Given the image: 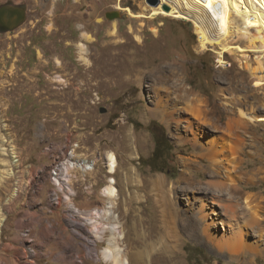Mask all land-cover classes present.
Segmentation results:
<instances>
[{
	"label": "rangeland",
	"instance_id": "rangeland-1",
	"mask_svg": "<svg viewBox=\"0 0 264 264\" xmlns=\"http://www.w3.org/2000/svg\"><path fill=\"white\" fill-rule=\"evenodd\" d=\"M153 8L147 0H0V264H108L105 240L68 201L53 200L51 169L73 148L80 162L98 163L73 172L75 207L105 209L104 188L115 178V212L132 264H264V254L218 252L180 223L177 254L153 246L164 211L173 204L181 221L192 195L186 188L210 176L203 147L242 163L241 173L253 176L242 188L264 197V122L243 126L240 116L264 117V82L252 75L264 76L260 26L235 13L223 36L231 50L223 65L215 47L201 49L192 21L153 17ZM8 12L18 14L14 23ZM157 136L169 149L154 160ZM110 152L119 163L114 175L106 168ZM5 170L16 175L2 180ZM187 176L196 183L189 186ZM158 179L166 185L155 186ZM91 241L99 258L89 255ZM146 244L151 257L135 261Z\"/></svg>",
	"mask_w": 264,
	"mask_h": 264
},
{
	"label": "bare ground",
	"instance_id": "bare-ground-1",
	"mask_svg": "<svg viewBox=\"0 0 264 264\" xmlns=\"http://www.w3.org/2000/svg\"><path fill=\"white\" fill-rule=\"evenodd\" d=\"M160 1V5L152 9V16L164 15L176 19L192 21L199 34L201 49L208 50L210 47H215L220 58L219 61L223 65H225L223 59L224 54L227 51H231L225 43L226 41L224 42L223 36H226L231 26V19H233L235 13L244 18L246 23H255L260 26L259 30L264 34V0ZM163 4H168L171 7V11L165 12L162 8ZM127 11L130 12V9L128 8ZM132 14L131 12V15ZM262 42V45H264V40ZM81 50L84 53L86 52L84 47H82ZM248 68L250 69V67ZM258 72L260 71L255 69L252 71V75L257 81L263 83L264 76H259ZM62 80V77H57V81L61 82ZM240 113L242 125L246 123L247 119L252 123L259 121L264 122V117H252L244 111ZM213 146L215 145L208 148L203 147L204 152L201 155L203 159H208L212 164L211 170L208 171L210 176H208V179L204 180V182L197 183L193 178L189 176L186 177L190 181L187 182L189 186L192 185V183L201 186L199 187L197 185L198 187L196 188L193 186L186 188L192 195L189 194L188 196V209L183 210L182 214L184 216L181 221L177 219L175 210H173V204L172 208L170 207L169 210L166 209V211H164L165 213L163 212V229L160 230L158 238L153 246L160 244L170 252L175 251L176 248L173 246V243H177L179 239L180 235L178 229L180 228L177 229V225L180 223L182 226L181 228H183L182 231H188L189 234L197 240H204L218 252H227L230 255H240L244 252L257 256L262 255L264 254V218L259 215V213L264 208V197H259L257 194L245 191L241 185L253 182V176L246 178L245 175L241 173L242 163L233 162V160L229 159L225 151H218L216 148H212ZM228 153L231 154L230 151ZM12 154L15 165L20 167L21 160L19 156L14 153ZM81 162L82 163L79 165L78 162L77 164L73 163L72 166H76L77 169L79 168L83 172H90L93 170L91 165H87V159H83ZM106 164L108 172L114 175L119 167L117 157L114 153L110 152L107 154ZM245 174H247V172H245ZM15 175L14 172L12 173L10 170H5L1 177L3 180L9 179ZM20 180L21 179L18 178L17 190L14 191L13 198L17 197L21 190L22 183ZM161 183L163 186L166 185L164 180L158 179L155 182V186H161ZM104 196L107 198L108 203L106 208L102 211L86 213L76 211L73 207L72 210L76 214L78 213L79 218L86 220V222L93 227L91 232L96 235V238L102 241L105 240L107 245L101 250V255L106 263L132 264L126 254L125 248L122 246V241L125 239L126 234L119 216L115 212L116 201L119 199V191L116 188L115 178L109 179V185L104 190ZM10 199L8 202L6 201L7 205L10 203ZM66 201H68L69 207L73 203L69 199ZM3 210L4 208L0 206V234L4 222L6 221ZM69 218V222L72 225L84 228L83 224L74 217L70 216ZM169 219L171 221H169ZM106 233H110L108 238H105ZM136 235H138V233ZM251 237H254V239H251ZM151 247L152 245L146 244L144 246L145 250L139 252L135 251L136 253L134 252L135 254H132L134 259H136L135 261L138 260L143 262L147 257H151ZM88 251L89 255L94 258H99L96 255L95 242L91 241ZM154 251L155 250H153V252ZM174 253H176V251Z\"/></svg>",
	"mask_w": 264,
	"mask_h": 264
},
{
	"label": "built area",
	"instance_id": "built-area-1",
	"mask_svg": "<svg viewBox=\"0 0 264 264\" xmlns=\"http://www.w3.org/2000/svg\"><path fill=\"white\" fill-rule=\"evenodd\" d=\"M63 160H58L54 163L50 177L52 180V183L55 187L53 191V200L56 205H62L66 204V200L72 201V195H75L74 188L72 186L71 180L75 178V175L73 172L80 171V169L75 166L73 167L72 164H81L80 159L76 158V149L73 148L70 152H68L67 156H63ZM102 159V158H101ZM87 165H91L93 170H95L96 166L98 165L96 159H87ZM99 162V160H98ZM106 162V161H105ZM107 168V166H106ZM92 170V171H93ZM88 173V171H86ZM83 173V172H82ZM105 189V188H104ZM61 195H58V194ZM73 202V201H72ZM59 205V206H60ZM67 206V204H66ZM72 207L76 209V211L80 210L77 207H75L74 202L67 208H70L72 210ZM70 210V212H72ZM74 213L72 212L71 215ZM75 215V214H74Z\"/></svg>",
	"mask_w": 264,
	"mask_h": 264
},
{
	"label": "water",
	"instance_id": "water-1",
	"mask_svg": "<svg viewBox=\"0 0 264 264\" xmlns=\"http://www.w3.org/2000/svg\"><path fill=\"white\" fill-rule=\"evenodd\" d=\"M147 2L152 7H158L160 5V2L161 1L160 0H147ZM162 8H163V10L165 12H170L171 11V7L168 4H163ZM8 16H9L10 22H13L14 23L16 21L17 17H18V14L17 13H14V12H11V13H9Z\"/></svg>",
	"mask_w": 264,
	"mask_h": 264
},
{
	"label": "trees",
	"instance_id": "trees-1",
	"mask_svg": "<svg viewBox=\"0 0 264 264\" xmlns=\"http://www.w3.org/2000/svg\"><path fill=\"white\" fill-rule=\"evenodd\" d=\"M157 137H159V136H157ZM158 140L159 141H157V143H156V147H155L154 154H153L154 160L159 159V152L161 150H165L166 148L169 149V145H167V147H166V145L164 143V141H165L164 136L159 137Z\"/></svg>",
	"mask_w": 264,
	"mask_h": 264
}]
</instances>
